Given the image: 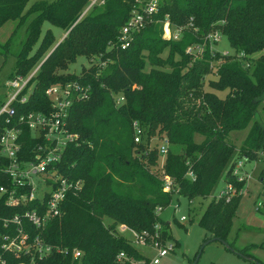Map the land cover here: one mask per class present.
<instances>
[{"label":"trees","instance_id":"trees-1","mask_svg":"<svg viewBox=\"0 0 264 264\" xmlns=\"http://www.w3.org/2000/svg\"><path fill=\"white\" fill-rule=\"evenodd\" d=\"M29 1L0 0V28L10 21L16 22L15 31L26 26L10 78L27 76L40 65L30 80L33 89L28 100L16 103L18 114L48 110L46 89L53 84L80 81L90 86L89 97L71 107L68 126L79 137L67 146L60 162L63 174L81 179L83 185L78 193L67 196L62 215L50 219L45 228L23 219L31 237L28 244L33 246L39 236L52 246L42 257L34 248L17 257L3 247L4 234H14L17 225H5L2 217L22 214L35 207L36 201L12 207L2 197L0 254L6 264L149 262L121 234V225L153 235L160 223L165 241L170 223L161 220L157 211L171 203L173 194L190 200L208 197L222 180L242 188L246 181L233 174L237 162L258 160L264 151V123L256 119L264 111V0H160L158 11L146 19L125 49L116 43L135 0H104L85 14L91 0H37L27 8ZM167 15L172 31L184 27L179 39L164 37ZM46 22L67 35L58 44L48 29L34 49ZM214 32L229 40L234 54L211 49L206 36ZM194 45H205V50L196 56L188 51ZM98 55L106 61L104 66L91 61ZM80 56L90 66L83 67L81 74L68 72ZM120 96L124 99L118 103ZM134 122L145 129L140 142L134 140ZM4 126L0 117V132ZM247 127L249 132L237 147L230 140L231 132ZM153 136L170 143L164 174L173 180L175 191L163 188L157 168L159 143L152 145ZM197 136L203 139L197 141ZM23 141V156L33 157L36 141L29 129L24 130ZM190 169L195 179L187 175ZM2 183L13 184L10 180ZM242 196L229 201L213 198L199 224L207 233L204 241L228 240L250 256L247 249L257 245L240 249L236 239L229 240ZM74 249L81 255L74 257ZM121 252L125 257L119 259Z\"/></svg>","mask_w":264,"mask_h":264},{"label":"built area","instance_id":"built-area-1","mask_svg":"<svg viewBox=\"0 0 264 264\" xmlns=\"http://www.w3.org/2000/svg\"><path fill=\"white\" fill-rule=\"evenodd\" d=\"M104 0H91L90 5L83 14L94 4L103 3ZM132 15L123 25L116 46L122 49L130 46L135 35L146 24V19L159 9L160 0H135ZM164 37L179 39L184 27H179L175 31L171 29V22L167 15L164 23ZM222 38V34L214 32L206 36V40L210 42L211 49L214 42H218ZM205 50V45H194L188 48V51L194 52L199 56ZM223 53V52H222ZM225 51L223 54H227ZM91 61L99 65H105L106 61L101 55L94 56ZM40 66V65H39ZM37 66L29 75H19L11 79L10 86L14 88L6 102L0 107V117H4L5 126L0 132V180H10L13 184H0V199L5 197L8 206L16 207L23 204L35 202V207L27 209L24 213H16L12 216L2 217L5 225L9 223L16 224V232L14 234L6 233L3 239L7 242L3 247L13 251L17 257L21 254L31 252V248L37 249L41 256L51 252L52 246L44 244L41 237H35L36 241L32 245L28 244L31 239L29 233L25 231L23 219H27L32 225L38 229H43L46 223L54 218L59 217L63 213V204L69 194H76L81 189L83 182L81 179H71L65 176L61 170L60 162L63 159L65 150L68 145L77 142L79 135L70 131L68 119L72 105L79 100L89 97L90 86L80 81L67 83H57L46 89V95L50 100V107L43 111H29L18 114L16 103H24L28 100L29 93L33 89V85H29L30 80L37 73ZM123 96L117 97L118 103L122 102ZM134 140L140 142L145 129L138 123L134 122ZM29 129L36 143L33 148V157L23 156V134L24 130ZM169 141L163 138L159 143V154L161 162L159 163L160 173H162L163 188L167 192L174 190V183L170 176L164 174L165 157L169 150ZM245 160L241 159L237 162L233 174L239 180L247 181L250 173L243 170ZM187 175L195 179L193 171L190 169ZM258 181L264 187V175L259 174ZM245 187V186H244ZM244 187L237 188L232 182H224L223 186L211 195L212 199H225L229 201L233 196L244 193ZM264 193V190H263ZM209 195V196H210ZM258 206L255 207L259 213H264V202L258 200ZM162 208H158L159 211ZM187 220L186 216H181L180 221ZM121 234L126 235L129 231L136 242L145 245L155 246L158 248L157 256L151 260L157 264L160 258L165 256L174 246H166L167 242L162 241V229L160 223L155 225V233L150 235L147 231L139 233L138 231L121 225L119 227ZM130 240V239H129ZM130 243H134L130 240ZM74 257L81 255V251L74 249ZM125 257L121 252L118 258ZM147 263L141 261L140 264ZM0 264H6V260L0 254Z\"/></svg>","mask_w":264,"mask_h":264},{"label":"rangeland","instance_id":"rangeland-1","mask_svg":"<svg viewBox=\"0 0 264 264\" xmlns=\"http://www.w3.org/2000/svg\"><path fill=\"white\" fill-rule=\"evenodd\" d=\"M35 1L37 0H30L27 4V8ZM48 29H51L58 42L65 38L66 31L64 29L46 22L42 27L40 39L34 44V49L38 48ZM15 30V21H10L0 28V107L1 104L6 102L14 92V88L9 85L11 81L10 73L16 64L17 53L21 48V43L26 37V26L21 27L18 31ZM14 31L15 34H13ZM11 36H13V41L7 49L3 45ZM212 47L217 49L220 53H224L225 51L229 54L235 53L229 40L225 36H222L218 42H214ZM90 63L91 62H89L86 57L80 56L74 64L70 65L68 72L81 74L83 67H89ZM211 76L216 77L215 74H211ZM206 88H209L208 83H206ZM220 93L223 94V92ZM256 119L264 123L263 110L260 111ZM248 132L249 127L232 131L230 135L231 142L237 147H240ZM202 139V136L196 137L197 141H201ZM151 141L153 146L160 143L158 136H153ZM160 162L161 159L159 158V163ZM157 168H160L159 164L157 165ZM245 170L250 173V176L245 183L244 193L237 211V216L234 220V227L229 236V240L233 241L236 239V241L234 240L235 245L240 249H245L250 244L257 245L251 246V248L247 249L250 257L246 258L237 254L225 247L220 241H212L204 245V239L206 238L207 233L200 226L199 221L209 202L212 200L211 195L208 197L197 196L190 200L186 196L175 193L173 194L171 203L159 211V217L161 220L170 223L169 229L167 228L166 230V239L165 241H162L167 242L166 246L171 244L174 248L165 256L161 257L157 264H191V260H193L198 251L201 252V254L196 264L264 263V213L257 212L255 208L258 206V200L264 202V187L257 179L259 174L260 176L264 175V151L260 152V158L258 160L252 159L245 162L243 170L241 171L243 172ZM223 184L222 180L215 190L216 193ZM183 215L187 217V220L180 221L181 216ZM126 235L149 259V262L143 264H154L151 260L157 256L158 248L136 242L129 231L126 232ZM169 235L171 237H169ZM252 258H255L258 262Z\"/></svg>","mask_w":264,"mask_h":264},{"label":"water","instance_id":"water-1","mask_svg":"<svg viewBox=\"0 0 264 264\" xmlns=\"http://www.w3.org/2000/svg\"><path fill=\"white\" fill-rule=\"evenodd\" d=\"M66 35H67V33L65 34V36H66ZM65 36H64V37H65ZM60 42H61V41H59L58 44H59ZM212 241H220V242H222V243L225 245V247H227L228 249H230V250L236 252L237 254H239V255H241V256H244V257H246V258L250 257V256H248V255H244V254H242L241 252H239L238 250H236L235 248H233V247L231 246V244L229 243L228 240H224V239H221V238H218V237H214V238H211V239L206 240L205 243H204V245H206V244H208V243H210V242H212ZM200 254H201V252H199V253L197 254L196 259L194 260L193 264H196V263L198 262V259H199V257H200ZM252 259L256 260L255 258H252ZM256 262H258V261L256 260Z\"/></svg>","mask_w":264,"mask_h":264}]
</instances>
